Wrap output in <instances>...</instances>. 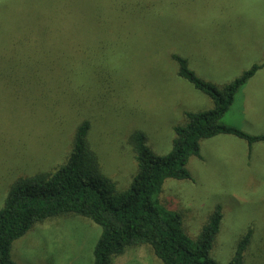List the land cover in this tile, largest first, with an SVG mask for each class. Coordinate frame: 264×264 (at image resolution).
<instances>
[{"label":"rangeland","instance_id":"374dc122","mask_svg":"<svg viewBox=\"0 0 264 264\" xmlns=\"http://www.w3.org/2000/svg\"><path fill=\"white\" fill-rule=\"evenodd\" d=\"M172 55L219 88L264 63V0H0V210L19 179L56 171L77 126L118 193L137 171L130 145L142 133L166 156L184 113L212 101L177 76ZM245 111V114H244ZM222 123L264 135V68L234 98ZM230 136L200 142L193 181L166 180L152 199L176 216L195 248L217 207L223 219L210 259L228 264L252 229L243 264H264V143ZM99 226L77 215L37 223L13 242L15 264H93ZM113 264H161L147 246Z\"/></svg>","mask_w":264,"mask_h":264},{"label":"trees","instance_id":"16d2710c","mask_svg":"<svg viewBox=\"0 0 264 264\" xmlns=\"http://www.w3.org/2000/svg\"><path fill=\"white\" fill-rule=\"evenodd\" d=\"M171 60L177 65V76L207 96L213 108L184 113L186 122L174 128L176 137L166 156H156L147 146L145 135L134 133L130 145L137 171L129 189L121 193L101 174L87 141L90 124L81 122L68 156L56 171L19 179L9 190L0 210V264H15L10 248L33 225L63 215H77L100 227L92 252L93 264H113L114 258L138 246L149 247L161 264H216L208 256L220 232L221 208L217 207L208 218L192 248L181 232L178 218L169 216L163 220L152 199L162 192L166 180L193 181L186 165L191 157L201 158V141L218 136L237 138L247 143L248 157L254 144L264 143V135L252 136L222 123L235 96L264 68V63L252 65L219 88L199 79L184 58L172 55ZM251 237L252 229H248L228 264H243Z\"/></svg>","mask_w":264,"mask_h":264},{"label":"crops","instance_id":"0c3cea01","mask_svg":"<svg viewBox=\"0 0 264 264\" xmlns=\"http://www.w3.org/2000/svg\"><path fill=\"white\" fill-rule=\"evenodd\" d=\"M246 85H247V84H246ZM245 87H246V86H245ZM245 87H244V88H245ZM242 90H243V89H242ZM244 114H245V111H244Z\"/></svg>","mask_w":264,"mask_h":264}]
</instances>
